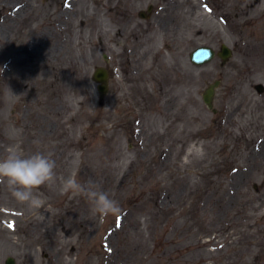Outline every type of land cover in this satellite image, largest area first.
Wrapping results in <instances>:
<instances>
[{
  "label": "rangeland",
  "instance_id": "obj_1",
  "mask_svg": "<svg viewBox=\"0 0 264 264\" xmlns=\"http://www.w3.org/2000/svg\"><path fill=\"white\" fill-rule=\"evenodd\" d=\"M222 42L225 66L191 63ZM104 54L137 110L99 103ZM218 78L214 113L202 92ZM260 82L264 0H0V157L16 146L56 163L38 210L0 184V264H264ZM69 176L84 191L61 193ZM88 189L119 213L93 214Z\"/></svg>",
  "mask_w": 264,
  "mask_h": 264
},
{
  "label": "clouds",
  "instance_id": "obj_2",
  "mask_svg": "<svg viewBox=\"0 0 264 264\" xmlns=\"http://www.w3.org/2000/svg\"><path fill=\"white\" fill-rule=\"evenodd\" d=\"M55 168L56 163L51 153L37 151L26 155L18 147L12 146L5 156L0 157V184H6L17 202L38 210L43 207L45 201L42 195L34 190L42 185H50L56 179ZM59 190L61 193L84 191L71 176L61 179ZM85 194L93 214L119 213V206L107 193L88 189Z\"/></svg>",
  "mask_w": 264,
  "mask_h": 264
},
{
  "label": "water",
  "instance_id": "obj_3",
  "mask_svg": "<svg viewBox=\"0 0 264 264\" xmlns=\"http://www.w3.org/2000/svg\"><path fill=\"white\" fill-rule=\"evenodd\" d=\"M152 7L149 8L151 10ZM144 15V13H142ZM232 54L231 49L226 45H222V51L219 55L227 60ZM215 55V51L208 46L199 47L194 52H192L191 57L192 60L198 64L206 63L210 61ZM94 80L99 82L98 89L101 92V95L104 96L108 92V71L103 67H98L93 76ZM219 81H216L212 85H210L206 91L204 92V100L210 106L213 107V98L215 95V88L219 85ZM7 264H15V260L13 257H9L7 260Z\"/></svg>",
  "mask_w": 264,
  "mask_h": 264
},
{
  "label": "flooded vegetation",
  "instance_id": "obj_4",
  "mask_svg": "<svg viewBox=\"0 0 264 264\" xmlns=\"http://www.w3.org/2000/svg\"><path fill=\"white\" fill-rule=\"evenodd\" d=\"M118 66V62H117V58L116 57H113L112 60H109V68H110V72H111V80H113V83H114V79L116 78V75L114 74L116 68ZM130 67H131V62L128 66V71L127 73H129L130 71ZM133 72H132V76L129 75L130 79H128V81H130L131 83H133V86H134V83L137 81H140V85L142 86L143 85V77L140 78V72H138V70L136 68H133ZM136 70V71H135ZM126 79V78H125ZM111 93L113 96H121L122 95V88L120 87V85L116 86V87H112L111 88ZM128 97V96H127ZM125 98V101L129 107L127 108L128 110H137L138 109V105L139 103H137V101H135V99H133L131 97V95L128 97ZM127 99V101H126ZM121 103V102H120ZM263 102H261L260 104H262ZM259 104V105H260ZM255 123H256V128L257 129H260L261 127H264V110H256V114H255ZM264 137V136H263ZM264 139V138H263ZM258 153H261L258 151ZM264 153V152H263Z\"/></svg>",
  "mask_w": 264,
  "mask_h": 264
},
{
  "label": "bare ground",
  "instance_id": "obj_5",
  "mask_svg": "<svg viewBox=\"0 0 264 264\" xmlns=\"http://www.w3.org/2000/svg\"><path fill=\"white\" fill-rule=\"evenodd\" d=\"M25 11H23V10H21V11H19V14L17 13L16 14V12H13V17H15V18H19V15L21 14V13H24ZM63 13V12H62Z\"/></svg>",
  "mask_w": 264,
  "mask_h": 264
}]
</instances>
